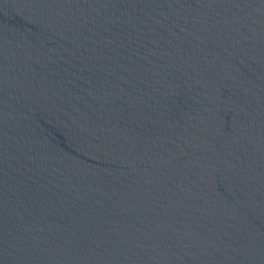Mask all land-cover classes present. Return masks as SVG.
I'll list each match as a JSON object with an SVG mask.
<instances>
[{
  "label": "water",
  "instance_id": "water-1",
  "mask_svg": "<svg viewBox=\"0 0 264 264\" xmlns=\"http://www.w3.org/2000/svg\"><path fill=\"white\" fill-rule=\"evenodd\" d=\"M0 264H264V0H0Z\"/></svg>",
  "mask_w": 264,
  "mask_h": 264
}]
</instances>
